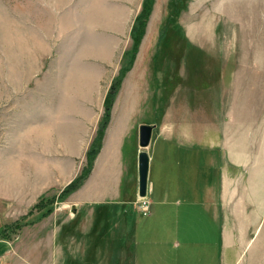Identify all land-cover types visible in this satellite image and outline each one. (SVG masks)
<instances>
[{
	"label": "rangeland",
	"instance_id": "rangeland-1",
	"mask_svg": "<svg viewBox=\"0 0 264 264\" xmlns=\"http://www.w3.org/2000/svg\"><path fill=\"white\" fill-rule=\"evenodd\" d=\"M159 2L151 24L160 23L138 48L144 51L140 59L151 65L146 94L138 105L129 106L136 109L133 115L122 116L131 100L120 84L104 136L124 134L128 177L137 158L138 123L154 124L146 148L152 154L151 178L157 171L172 176L174 190L164 204L154 206L153 215L130 212L139 224V239L149 237V227L155 226L152 236L169 240L158 242L166 247L162 257L155 251L141 261L217 264L223 171L236 180L247 170L235 162L255 151L257 166L264 164V0ZM122 3L125 0H0V154L11 184L7 188H14L19 175L14 160L28 151V144L42 150L53 144L54 157L62 144L69 147V156L63 154L62 163L54 165L55 173H66L68 167L69 177L46 195L60 191L85 164V147L96 134L104 98L131 45L136 15L116 20V4ZM45 112L48 116L40 117ZM229 146L230 165L224 151ZM206 186L213 190L210 205L202 204ZM263 198L264 174L257 169V204ZM203 205L210 206L207 213ZM260 205L252 242L257 238V264H264ZM231 224L238 230L237 212ZM17 232L9 234L11 241Z\"/></svg>",
	"mask_w": 264,
	"mask_h": 264
},
{
	"label": "crops",
	"instance_id": "crops-1",
	"mask_svg": "<svg viewBox=\"0 0 264 264\" xmlns=\"http://www.w3.org/2000/svg\"><path fill=\"white\" fill-rule=\"evenodd\" d=\"M141 3L142 0H125L122 6L116 4L120 8H117L118 14L115 19L125 22L128 19V13L137 15ZM159 3V0H155L145 35L148 31L153 33L157 24L160 23L158 20L151 24ZM120 12L121 15H119ZM143 53L144 51L138 50L131 69L127 71L122 80L121 84L127 89L128 98L130 97L131 100L127 103V107L125 105L126 108L122 109V116L133 115L136 109L135 107L134 109L129 108V106L133 107V102L138 105L139 100L143 98L142 95L146 94V89H143L145 85H148L146 77L149 76V71L146 74V70H150L151 65L150 62L144 63L141 60L144 58ZM112 109H116V102ZM47 116V112L40 115L42 118ZM123 138V133L117 132L110 136L106 132L103 144L93 162V168L78 189L71 192L65 199L55 202L60 205L49 215L36 219L31 224L23 225L18 229L12 241L10 238L0 237L1 263L144 264L141 261L143 257L150 259L151 256L162 257L165 254L166 247L158 242L162 240L166 243L169 240L154 238L152 236L155 233L154 230L158 229L155 226L149 227L150 236L144 240L137 236L140 230L139 224L137 225L131 218L133 210L140 213L135 204L138 199L137 158H135L133 174L126 177L128 173L125 171ZM45 145L43 144L42 147ZM49 145V149L45 147V150H42L43 148H38V144H28L30 146L28 151L26 150L24 154L20 153L15 158L14 165L19 170V175L14 180L13 189L7 188L11 184L7 180L6 160L4 156H1V152L0 231L7 224L24 216L41 195H46L55 186H60L58 184H63L68 179L69 168L67 167L66 173L63 169H57L55 173L54 165L62 163L63 154L69 156V147L64 149L62 144L61 149H58L59 154L54 157L53 144ZM138 151L137 144L136 156ZM224 151L227 161L225 162L230 165L233 162L230 146ZM256 153V151L253 152L252 157L248 159L243 157L235 162L236 166L240 168L246 166L247 170L236 180L231 178V174H225L223 171L220 183L221 236L219 241L221 254L217 264H234L242 260H247L248 264L249 262L257 264V238L253 242L252 240L257 232V207L260 205L257 204V169L264 174V164L262 167L257 166ZM151 155L149 153L150 168L147 188V195L150 193L151 196L150 199L147 198L151 211L148 210L147 214L150 216L157 210L154 206L164 204L165 197L174 190L171 183L172 176H168L167 172L157 171L154 179L151 178ZM55 159H57L56 163ZM39 166L40 169L37 168ZM65 186H61L60 191ZM212 191L211 189V193ZM204 193L206 200L202 201V204L209 202L210 205L209 186L205 187ZM260 206L263 212L264 198ZM203 208L207 213L210 206L203 205ZM235 212H237L239 223L238 230L233 227L234 224H231ZM33 215H36V211L28 217ZM156 225L159 226L158 223ZM258 245L262 246V240ZM155 251L156 254L151 255Z\"/></svg>",
	"mask_w": 264,
	"mask_h": 264
},
{
	"label": "trees",
	"instance_id": "trees-1",
	"mask_svg": "<svg viewBox=\"0 0 264 264\" xmlns=\"http://www.w3.org/2000/svg\"><path fill=\"white\" fill-rule=\"evenodd\" d=\"M154 1L155 0H142L141 9L134 18L130 29V48L129 50L124 52L123 63L120 66L118 74L113 80L110 89L104 98V111L98 122L96 134L86 150V162L81 168L80 172L58 194L41 195L37 202L33 206H31V208L24 216H22L19 220L15 222L7 224L0 231V237L10 238L9 234L20 229L23 225L31 224L34 220L49 215L53 211L55 202L65 199L71 192L78 189L88 177L95 157L101 148V141L103 139L105 129L110 120L111 108L115 96L117 94L118 88L120 87V84L127 71L131 69L139 45L142 41L143 36L145 35L146 24L153 8ZM34 211H36L35 218L33 217L28 219L27 217L31 215Z\"/></svg>",
	"mask_w": 264,
	"mask_h": 264
},
{
	"label": "water",
	"instance_id": "water-1",
	"mask_svg": "<svg viewBox=\"0 0 264 264\" xmlns=\"http://www.w3.org/2000/svg\"><path fill=\"white\" fill-rule=\"evenodd\" d=\"M154 124L142 123L138 126L137 172H138V197L147 195L150 156L146 148L151 143ZM74 211V208H73Z\"/></svg>",
	"mask_w": 264,
	"mask_h": 264
},
{
	"label": "built area",
	"instance_id": "built-area-1",
	"mask_svg": "<svg viewBox=\"0 0 264 264\" xmlns=\"http://www.w3.org/2000/svg\"><path fill=\"white\" fill-rule=\"evenodd\" d=\"M135 204H136L138 211L141 214L146 215L148 213L149 201L147 200L146 197H139ZM0 264H3V263L0 262Z\"/></svg>",
	"mask_w": 264,
	"mask_h": 264
}]
</instances>
